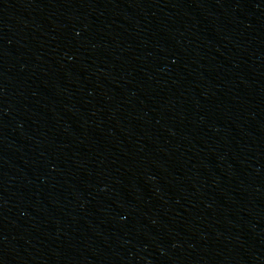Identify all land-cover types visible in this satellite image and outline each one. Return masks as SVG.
I'll return each instance as SVG.
<instances>
[{"label": "water", "instance_id": "obj_1", "mask_svg": "<svg viewBox=\"0 0 264 264\" xmlns=\"http://www.w3.org/2000/svg\"><path fill=\"white\" fill-rule=\"evenodd\" d=\"M0 264H264V0H0Z\"/></svg>", "mask_w": 264, "mask_h": 264}]
</instances>
